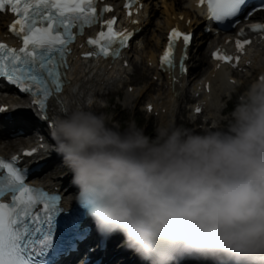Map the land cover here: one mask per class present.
Here are the masks:
<instances>
[{
	"label": "clouds",
	"instance_id": "9594fccd",
	"mask_svg": "<svg viewBox=\"0 0 264 264\" xmlns=\"http://www.w3.org/2000/svg\"><path fill=\"white\" fill-rule=\"evenodd\" d=\"M92 103L65 104L50 134L75 203L101 235L121 234L146 264H264V75L226 127L199 132L165 122L153 136L135 122L121 129Z\"/></svg>",
	"mask_w": 264,
	"mask_h": 264
},
{
	"label": "snow or ice",
	"instance_id": "6c2138e0",
	"mask_svg": "<svg viewBox=\"0 0 264 264\" xmlns=\"http://www.w3.org/2000/svg\"><path fill=\"white\" fill-rule=\"evenodd\" d=\"M96 2L0 0V12L7 7L17 17L10 31L22 38L24 45L16 50L0 43V79L17 86L23 93L31 94L45 121L49 119L46 111L49 98L61 90V68L65 66L67 45L74 40L72 29L77 28L82 34L85 26L97 22ZM200 3L207 4L209 19L223 23L241 14L246 0H200ZM109 11V7L102 9V12ZM105 23L107 32L102 30L97 39L88 40L89 45L98 46V51L86 55L103 54L107 57L111 54L118 57L119 50L112 46H127L130 34L114 32L113 20ZM250 27L252 30H264V24ZM179 37L183 38L185 46L191 41L190 34L174 29L169 36L168 48L161 57L162 67L173 66L172 51ZM237 46L242 47L239 40ZM214 58L231 59L216 53ZM184 71L182 61L181 72ZM25 155L31 156L33 152ZM17 159L12 157L11 162H6L0 158V264H34L35 257L51 245L57 216L62 211L58 207V195L26 184L23 171L15 166ZM9 194L10 202H4Z\"/></svg>",
	"mask_w": 264,
	"mask_h": 264
},
{
	"label": "bare ground",
	"instance_id": "6f19581e",
	"mask_svg": "<svg viewBox=\"0 0 264 264\" xmlns=\"http://www.w3.org/2000/svg\"><path fill=\"white\" fill-rule=\"evenodd\" d=\"M117 1L118 0H107V2H110V3H115ZM142 1L144 3L143 15H146V19L142 22V25H146V24L150 25V21L147 23V19H149L151 16L154 15V13L157 11V7L154 3H150L147 0H142ZM160 3L165 5L166 14L168 15H166V17H162V13H160L161 15L160 17L163 19L161 26L159 27L160 23L154 24L155 30L159 29L158 35L157 36L153 35L154 29H151V30L147 29V32L150 33V37L143 36V33L146 31V28L148 27V25L145 26L143 33L141 34V38H142L141 47L139 49L137 48L134 49L133 54H132V59L130 60V66L132 68V72L137 70L141 78L144 77L145 74L148 72H150L151 75L155 74L154 69H149L145 66V60L149 58L148 61L152 62L153 64L156 62L155 53L156 51H158L161 45L160 38L161 36L165 34L166 30L169 27L179 24L178 21L176 20L177 17L182 16V15L185 17H189L192 20V24L190 28H192V26L193 27L197 26L200 23L198 12L194 9L191 0H160ZM262 15L263 13H260V16ZM7 22H8L7 18L0 16V39L2 37V25L4 26ZM205 41H206V38H203L198 43L195 44V47L193 50V56H192V59L189 65L190 71L192 70L193 72L195 70L200 71L204 68V66L206 65L208 66V59L205 56V53H203L200 50L202 48V45H204ZM218 42H220V39L209 40L208 43H205L208 45L205 46L204 50L208 51L209 46H212ZM257 59L259 60V64H260L259 72L264 74V60L261 61L260 56ZM107 65L108 64L82 65L78 59L71 61L70 68L67 71V80L69 83L64 88L63 92L60 95H58L53 101L50 102L49 104L50 117L54 119L55 116L59 114L60 109L65 104L83 105L87 99H91L93 101L91 105L92 111H94L96 114L102 111L100 109L101 108L100 104L104 100L105 101L109 100L108 98L109 93H112V94L118 93L117 88L108 89L106 90V92L103 91V89L105 88V86L108 85V81L116 79L117 77L121 76L123 72L125 71V70L120 69L118 64H113L110 67V69H107ZM161 79L163 81L162 88H158V92L161 91V93H158V95L155 96L158 99V101L153 104V107H154V110L164 109L166 111L165 115L157 116L160 122L166 123V118H167L169 123H174L171 121L172 117L179 116V114L181 113V110L180 108L176 109V106H174L168 111L167 102L169 101L168 100L169 96L173 94L178 96L176 100L173 102V104H175V102L177 101L179 103L183 101H188L189 94L187 91H184L182 84L171 85L168 82V80H166L165 76H161ZM195 81L196 80H194V82ZM237 82L238 84H240V79H238ZM152 84H153L152 82H148L144 86H142L141 89H145L146 91H148L152 88ZM163 86L165 88H163ZM223 86L225 87L224 84ZM225 88L229 90L232 87H228V88L225 87ZM105 93H108V94H105ZM137 95H140L139 88L138 89L136 88L132 94H126L125 92H123L122 96H123L124 103L129 102V101L134 102L138 98ZM97 100H99V104ZM151 101L152 99L148 102H151ZM0 103H5L8 106L12 107V109H14V111L16 112V114H14L15 117L13 119V121H16L14 128H20L24 130V134L20 137H17L14 139H8L3 142L0 141V154L10 155V154L16 153L18 149H23L25 147H31L34 143L33 142L34 138L27 132L28 126L30 124L29 118H27L24 114H21V113L28 112L27 103L24 101V99H13L10 96H6V97L0 96ZM214 116H216L215 113H214ZM1 136H6V135L0 133V140L2 139ZM40 156L41 155H39L37 158H39ZM47 157H48V153L46 152L44 157L42 156V158L45 160L47 159ZM52 161L55 162V159H53ZM48 165L49 164L45 165L41 170H44ZM63 171L64 169H62L59 166V163H55L51 166V168L48 171L42 172L43 174L40 176H37L35 179H38V181L41 182L45 186L57 187L60 184V181L62 182V180H60L59 178L54 179L52 177L57 176L58 173H62ZM70 174L71 173L65 176V180L67 181L72 180V177L70 176ZM50 175L52 176L50 177ZM71 188L68 189L69 191L67 194L70 193ZM113 244H114V248H117L120 244L119 239L118 238L115 239ZM107 252L110 253V250H107ZM183 263L189 264L185 262Z\"/></svg>",
	"mask_w": 264,
	"mask_h": 264
},
{
	"label": "rangeland",
	"instance_id": "374dc122",
	"mask_svg": "<svg viewBox=\"0 0 264 264\" xmlns=\"http://www.w3.org/2000/svg\"><path fill=\"white\" fill-rule=\"evenodd\" d=\"M155 4H156V7H157V11L151 17V21H150L151 25L148 27V28H150V30L154 28V24L155 23L162 24L163 19L160 17L161 16L160 13H162V17H166V15H168V14H166V8L164 6H161V4L159 2H156ZM260 20H264V17H262ZM158 31H159V29L158 30H154V34L153 35L157 36L158 35ZM144 36L150 37V33L146 32ZM205 46H206V44L204 45V47H202L200 49L202 52L205 51L204 50ZM204 70H205V67L202 70H200L199 73L193 74L192 77H198L199 75L202 74V72H204ZM147 82H149L148 75L146 76V74H145L143 79H141V77L138 76L137 70H136L135 73H134V76L131 78V81H129V84H131V85L133 84V85H136V86H138V85L141 86V85H143V84H145ZM146 94H148L150 96H154L155 91L151 92L150 94H149V92H146ZM148 98L149 97L144 96V100L142 102H140L138 104L135 103L132 107H129V108L125 109V110H122V106L120 107V105H115V109H116V107L119 108L118 110L116 109V111L118 112L117 113L118 115L115 114L116 122L115 121L113 123L109 122V124L110 125H116L115 123H118V126L120 125V128L123 129L124 127L127 126V124L129 122H135V124L139 127L140 126L139 122L142 121L143 122V126L142 127L145 128V130H144L145 134L149 135V136H153L154 135L153 121L151 119L145 118L143 116V114L141 113V111H140L141 110L140 106L143 104V102L145 100H148ZM116 99H117V97H112V101L113 102L116 101ZM233 102H234V104L236 103L235 97L233 98ZM112 109H113V106L111 105L108 110H106L104 112L100 111L101 113H97V114L98 115L99 114H104L105 116L109 117V112ZM147 129H148L149 132H147ZM67 170L68 169L65 168L62 173H65ZM50 176H52V175H50ZM121 243L122 242L120 241L119 246H121Z\"/></svg>",
	"mask_w": 264,
	"mask_h": 264
}]
</instances>
